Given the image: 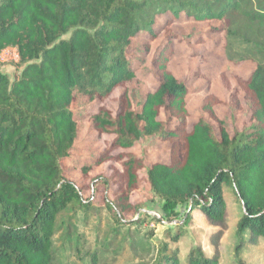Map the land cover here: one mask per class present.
<instances>
[{"label": "trees", "instance_id": "obj_1", "mask_svg": "<svg viewBox=\"0 0 264 264\" xmlns=\"http://www.w3.org/2000/svg\"><path fill=\"white\" fill-rule=\"evenodd\" d=\"M179 10L221 23L212 28L225 30L223 46L233 38L252 48L255 68L236 77L251 121L233 133L217 112L222 100L214 93L202 102L208 117L187 128L188 87L169 68L172 18L169 41L152 58L159 84L146 93L139 110L134 108L127 88L136 76L129 59L133 39L143 29L155 39L154 13L170 11L177 17ZM8 47L17 48L21 70L11 78L0 69V264H50L60 215L68 208L89 207L96 193L119 225L136 222L143 203L131 195L144 179L160 199L161 216L152 218L173 221L182 207L186 211L183 222L166 226L173 242L196 209L211 223L225 222V185L243 207L237 234L243 240L249 231L252 245L264 239V0H0V55ZM145 47L150 49L151 40ZM221 80L231 88L225 72ZM119 86L124 90L115 111L105 100ZM79 93L104 101L92 114V125L99 134H113L97 161L121 165L109 175L90 177L85 166L87 184L68 177L62 164L77 135L72 103ZM225 103L232 113L234 101ZM163 109L169 112L166 118ZM143 135L167 140L171 157L152 162L145 176L141 155L113 153ZM111 183L116 189L110 195ZM85 188L90 189L86 197ZM130 243L150 254L145 264H219L216 240L211 255L193 245L184 261L168 240L154 242L148 232L133 234ZM92 261L98 264L96 253Z\"/></svg>", "mask_w": 264, "mask_h": 264}, {"label": "rangeland", "instance_id": "obj_2", "mask_svg": "<svg viewBox=\"0 0 264 264\" xmlns=\"http://www.w3.org/2000/svg\"><path fill=\"white\" fill-rule=\"evenodd\" d=\"M179 15L174 17L170 11L154 13L152 28H155L157 37H150V32L143 29L133 39L129 59L136 71V76L127 83L134 108L139 110L141 103L148 91L154 90L159 84L152 58L159 53L168 43L170 29L175 35L173 40V52L169 61V68L174 75L185 82L188 87L186 103L189 111L187 128L201 116L208 117L202 108V102L206 95L214 93L222 102L216 105L217 112L224 118L225 126L233 133L234 129L241 128L251 121L252 110L245 100L244 91L237 83V76H247L255 68V63L250 59L252 48L247 43L238 39H227L225 30L220 27L212 28L218 21L208 22L200 20L193 15L179 10ZM173 16V17H172ZM221 24V23H219ZM218 24V25H219ZM151 40V47L146 49L145 43ZM219 40V42H218ZM218 44L222 45L217 47ZM223 43V44H224ZM227 45V46H226ZM246 58V59H242ZM18 51L16 47L5 49L0 55V69L9 73L13 78L21 70ZM225 72L232 84L226 88L221 80ZM124 87L119 86L113 94L105 100L113 110L118 109L119 96ZM234 101L235 109L230 111L225 103ZM100 100H90L79 93L72 103V109L76 116L78 129L73 147L68 156L62 159L66 175L77 184H87L90 178L83 174V168L88 166L90 176L104 174L109 175L114 167H120V163L108 159L98 162L100 152L107 148L113 134H99L93 127L91 116L97 111ZM169 116L167 109L162 110V117ZM218 132V122L211 120ZM172 122H176L175 118ZM133 152L141 155L145 161V167L140 169V174L145 176L147 166L154 161L169 162L170 143L159 139L154 135H143L133 146L129 148L119 147L113 153ZM226 211L225 222L222 224L211 223L205 215L196 209L192 212L191 221L184 227L177 241L173 242L166 235V226L170 223L159 222L152 218L160 214V199L153 193L148 182L144 179L131 195L133 200L143 203L134 223L119 225L110 209L101 202L99 193L90 198L89 207L78 206L68 208L62 212L58 219V230L54 236L53 258L50 264H94L92 256L97 254L98 264H145L150 254L145 249L131 247V238L137 233L148 232L152 234V240H168L170 250L178 252L184 261L193 245H201L206 254L214 251L213 242L216 240L219 254V264H264V239L260 238L256 245L250 244L253 235L246 231L243 240L237 234V221L242 215L243 207L239 198L225 185ZM116 189L114 183L110 184L109 194ZM89 188H85L83 196H88ZM186 214L182 207L181 217L178 222H183ZM152 215V216H150ZM127 218H131L127 215ZM171 223V224H177ZM176 228V227H175ZM240 244V245H238Z\"/></svg>", "mask_w": 264, "mask_h": 264}, {"label": "water", "instance_id": "obj_3", "mask_svg": "<svg viewBox=\"0 0 264 264\" xmlns=\"http://www.w3.org/2000/svg\"><path fill=\"white\" fill-rule=\"evenodd\" d=\"M139 213V212H138ZM157 216H161V213L160 214H156ZM168 223H177L178 222V219H175L173 221H166ZM182 222V221H181Z\"/></svg>", "mask_w": 264, "mask_h": 264}, {"label": "built area", "instance_id": "obj_4", "mask_svg": "<svg viewBox=\"0 0 264 264\" xmlns=\"http://www.w3.org/2000/svg\"><path fill=\"white\" fill-rule=\"evenodd\" d=\"M9 48V47H8ZM7 49V48H6Z\"/></svg>", "mask_w": 264, "mask_h": 264}]
</instances>
